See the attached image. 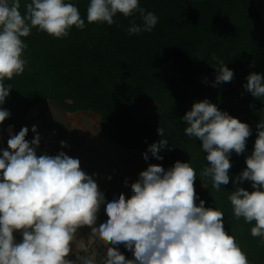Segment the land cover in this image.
<instances>
[{
  "label": "clouds",
  "instance_id": "clouds-1",
  "mask_svg": "<svg viewBox=\"0 0 264 264\" xmlns=\"http://www.w3.org/2000/svg\"><path fill=\"white\" fill-rule=\"evenodd\" d=\"M20 11V0H0V105L12 90L5 81L23 74L27 60L24 52L33 28L55 39H63L75 27L82 30L85 20L79 8L67 0H31ZM88 23H116L117 14L125 18L139 14L142 26L130 21L129 35L151 32L158 23L153 12H146L139 0H90L86 9ZM213 60L217 57L213 55ZM213 86L231 82L233 70L220 60L215 67ZM244 88L253 97H264V76L250 73ZM10 112L0 108V124ZM185 135L202 143L207 166L201 176L212 180L219 192L229 184L234 151H246L252 135L249 124L221 111L208 99L195 102L182 117ZM26 140L29 129L10 134L8 149L0 155V264H96L86 256L74 255L73 244L79 229L87 226L91 235L105 243L102 264H250L246 252L224 226V213L205 207L194 182L196 171L190 162L176 161L165 170L149 164L131 183V196L123 193L107 202L93 175L85 173L78 158L61 151L57 155H37L40 135ZM158 134L164 135L159 127ZM254 149L247 156L246 168L233 181L251 183L252 191L236 187L228 199L235 219L247 224L253 237L264 245V117L256 126ZM67 144L61 141V147ZM166 139L151 144L157 160ZM127 180L125 184L127 185ZM104 206L107 220L97 225ZM16 233L22 237L17 241ZM123 245L132 253L128 259L119 250Z\"/></svg>",
  "mask_w": 264,
  "mask_h": 264
},
{
  "label": "trees",
  "instance_id": "trees-1",
  "mask_svg": "<svg viewBox=\"0 0 264 264\" xmlns=\"http://www.w3.org/2000/svg\"><path fill=\"white\" fill-rule=\"evenodd\" d=\"M31 0H20V11ZM85 20L63 39L32 29L23 38L27 60L23 74L5 81L12 90L0 108L10 112L4 123L27 127L29 110L51 100L65 111L91 110L100 116L102 131L123 148L147 152L166 139L157 160L168 168L176 161L190 162L196 171L195 189L205 207L224 213L225 230L236 237L250 264H264V245L253 237L241 218L235 219L228 199L236 187L252 191L251 183L233 181L246 168L254 149L256 126L264 117V97H253L244 88L250 73L264 76V21L252 0H139L158 23L151 32L129 35L130 21L142 26L139 14L114 17L116 23H88L90 0H67ZM215 55L216 60L212 57ZM233 70L231 82L213 86L219 61ZM208 99L221 111L249 124L252 135L246 151L230 156L228 185L217 192L212 180L202 177L207 153L202 143L184 133L182 117L195 102ZM164 129L162 137L158 128ZM131 259L132 253L119 246Z\"/></svg>",
  "mask_w": 264,
  "mask_h": 264
},
{
  "label": "crops",
  "instance_id": "crops-1",
  "mask_svg": "<svg viewBox=\"0 0 264 264\" xmlns=\"http://www.w3.org/2000/svg\"><path fill=\"white\" fill-rule=\"evenodd\" d=\"M58 108H60L58 106ZM52 111L55 117L57 115L53 107L50 106L43 107L38 114L41 118L45 115V111ZM60 111L71 113L70 111H65L60 108ZM78 118L72 121L68 119L64 120L63 115H57L55 119L58 123L52 120L49 122L45 120L48 125V130L50 132V140H44L40 138L39 148L37 150V155L49 154L57 155L59 152L63 151L68 156L72 158H78L80 160L82 170L88 175H93L96 180L100 191L105 195L107 202L112 201L114 198H119V195L123 193L126 197L131 196L130 181L133 180L132 172L134 171V163L137 161L136 157L133 155V148H123L111 141L105 140L103 138L104 133L101 129L100 116L91 110H78L72 113H80ZM29 114V112H28ZM93 114L95 116H93ZM28 116V115H27ZM95 118H99V123L95 122ZM28 122V118L26 119ZM70 122L72 124V130L74 133L71 135L67 128L64 129L60 124L65 125ZM58 135L57 138H52V132ZM76 133V136H75ZM28 134L33 140L35 135L29 130ZM61 141L66 142V147H61ZM150 161L151 159L148 158ZM148 161V160H147ZM153 162V161H152ZM155 164H158L154 162ZM127 180V185L125 181ZM130 184V185H129ZM107 220L106 213L104 212V206L101 207V211L98 214L97 225L104 223ZM17 241L21 240L22 237L19 233H16ZM98 239L91 235V230L87 226L79 229L77 238L73 244L74 255L70 256L71 259H76L77 256H86L92 258L93 256V246L96 244ZM101 246L105 247L102 251L96 254V259L103 257L106 252V245L100 240ZM87 250V251H86ZM119 250L128 258L123 249L119 247ZM84 251H86L84 253ZM97 264H100L98 262ZM102 263V262H101ZM77 264H80L77 260Z\"/></svg>",
  "mask_w": 264,
  "mask_h": 264
},
{
  "label": "rangeland",
  "instance_id": "rangeland-1",
  "mask_svg": "<svg viewBox=\"0 0 264 264\" xmlns=\"http://www.w3.org/2000/svg\"><path fill=\"white\" fill-rule=\"evenodd\" d=\"M253 2V5L255 6V8L257 9V11L259 12V15L261 16V18L263 19L264 21V0H252ZM47 106H50L53 107V109L56 111L57 115H60L63 114V115H60L61 117H64V120L68 119V121H72V120H75L76 118H78V115L81 114L80 113H67V112H63L60 111V108H58V105L55 104L53 101L51 100H43L39 103H37L36 105H34L30 110H29V114L27 116L28 118V122L26 123V126L27 128L32 132V127L35 125L37 127V132L39 133L40 135V138L41 139H44V140H50V132H49V128H48V125H47V122L45 120H48L49 122H52L55 121L56 123L57 120L55 119L56 117H58L56 114H55V117L53 115V112L50 110V111H45V113L47 115H45V117L43 116L42 118L36 114L39 113L42 108L44 107H47ZM69 112V111H68ZM74 112V111H73ZM93 116H95L93 114ZM63 125V124H60L61 127H63L64 129L67 128V131H70V134L72 135L74 133V131H71L73 128H72V124H70V122H68ZM95 122L99 123V118H95ZM71 129V130H70ZM52 132V131H51ZM33 133V132H32ZM34 135H36L35 133H33ZM103 135V138L105 140H108V142L111 143V141L109 140V137L105 134V133H102ZM75 136H76V133H75ZM59 137L58 135H55L53 132H52V138H57ZM77 137V136H76ZM39 148V147H38ZM38 148L36 149V151L38 150ZM143 154L144 152H142L141 150L137 149V148H134L133 150V155L136 157V162L134 163V171L132 172V176L134 177L132 181H130L129 183H133L135 182L137 179H138V176H139V173L143 170H146V168L149 166V164H155L153 160H149L148 161H145V159L143 158ZM149 157V156H148ZM150 158V157H149ZM153 161V162H152ZM157 163V162H156ZM160 165V164H159ZM162 166V165H161ZM165 170L169 169L168 167L166 166H162ZM129 184V185H130ZM202 186L198 187L195 189L196 193L198 192V190L201 188ZM105 247L101 246L100 244V240H98L96 242V244L93 246V256L91 259H93L95 262H97V260H99L98 262H100V264H102V257L100 258H97L96 259V254L100 252V250H104ZM87 251V250H86ZM84 251V253L86 252ZM89 258V257H88ZM128 259H130L128 257ZM97 264V263H96Z\"/></svg>",
  "mask_w": 264,
  "mask_h": 264
},
{
  "label": "built area",
  "instance_id": "built-area-1",
  "mask_svg": "<svg viewBox=\"0 0 264 264\" xmlns=\"http://www.w3.org/2000/svg\"><path fill=\"white\" fill-rule=\"evenodd\" d=\"M21 129L22 128L17 126L15 123L3 122L0 124V155H2V150L8 149L7 141L10 138V134H18ZM26 140L29 142L32 141L29 134H27Z\"/></svg>",
  "mask_w": 264,
  "mask_h": 264
}]
</instances>
